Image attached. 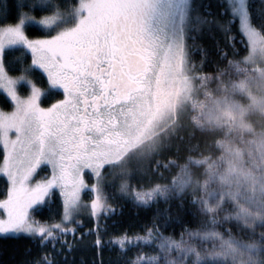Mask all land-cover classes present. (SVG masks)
Listing matches in <instances>:
<instances>
[{
  "label": "snow or ice",
  "instance_id": "1",
  "mask_svg": "<svg viewBox=\"0 0 264 264\" xmlns=\"http://www.w3.org/2000/svg\"><path fill=\"white\" fill-rule=\"evenodd\" d=\"M73 3L76 20L71 27L55 36L30 40L23 30L25 23L31 22L32 31H38L39 26L49 27L54 17L35 18L43 8L39 0H14L13 4L0 0V52L6 45L28 49L32 70L46 83L44 88L30 87L28 95H22L17 85L0 83L10 99V110L0 109V176L5 178L0 188V237H25L42 246L59 244L57 251L66 264L65 253L75 249L77 232L81 242L94 235L92 246L98 251L105 244L107 226L101 231L99 221L105 210L115 212L109 205V184L99 178L98 157L113 142V129L120 122L117 109L131 99L133 86L142 84L157 62L166 66L177 56L191 61L197 52L206 59L204 40L216 33L233 36L235 29L242 39L255 36L250 0ZM260 12L264 13V7ZM259 32L264 35V28ZM50 90H56L58 98L42 106ZM116 191L131 194L137 207L152 211L142 226L144 235L110 238L121 246L134 239L151 247V253L138 252L125 264H162L175 251L173 233H167L173 222L171 205L166 203L162 213L161 201L153 198L152 191L123 186ZM85 212L96 223L87 232L81 231L84 225L78 219ZM31 264L58 261L45 255Z\"/></svg>",
  "mask_w": 264,
  "mask_h": 264
},
{
  "label": "trees",
  "instance_id": "2",
  "mask_svg": "<svg viewBox=\"0 0 264 264\" xmlns=\"http://www.w3.org/2000/svg\"><path fill=\"white\" fill-rule=\"evenodd\" d=\"M44 1L39 0L43 8L35 13L37 18L58 14L64 17V21L66 15L75 8L73 0H47L46 3ZM211 2L215 4L216 0ZM9 3L13 4L14 0H9ZM250 3L254 27L258 30L264 28V13L260 12L264 5L261 0H250ZM26 28L31 38L53 34L43 27L32 31V23ZM233 33V36L216 33L205 38L207 58L202 60V54L197 52L191 61L188 60L198 92L188 109L187 121L181 123L176 135L166 140L162 153L151 161L155 171H160L157 173V180H150L145 184L138 180L133 184L129 183L125 188L152 191L153 198L161 201L159 208L162 213L166 203L171 205L170 215L173 222L168 225L167 233H173V247L178 249L177 253H181V256L172 258V264H239L228 255L217 256L214 254L215 247L208 244L206 239L197 237L198 234L211 231L220 233L245 249L247 246L253 248V251L245 254L248 258L240 264H264V209H255L252 206L249 212L251 216H247L236 204L233 206L228 195H225L221 205L213 211L205 209V201L210 198L212 191L218 194L230 193L234 192L233 187L245 193L244 197H251L250 200H253L254 187L250 186L252 182L242 172L245 168L252 172L256 169L260 172L256 176L264 175V154L260 146V150L256 148V143L261 142V137L264 139V107L251 104L245 88L247 78L256 72L257 68L243 62L249 53L248 41L246 38L242 39L235 29ZM218 49L225 51L227 55L221 56ZM31 59L28 51L23 48L4 50V66L11 76L24 75L31 80L37 78V81L34 79L36 83L44 88L46 83L38 72L32 70ZM20 88V93L26 94L27 86L24 83ZM262 96L264 97V94ZM208 97L222 98L225 102L234 101L242 106V124H246L247 129L237 126L238 122L234 118L223 121L220 125L195 124L193 116L197 109L193 110L192 106L196 105L197 101L205 102ZM57 98V91L50 90L42 103L44 106L50 105ZM0 108L10 110V99L3 92H0ZM248 142H255L254 149L247 147ZM228 145L231 149L238 150L235 155L237 159L233 160L238 166L236 168H231L225 159V149ZM182 171V174L188 173L186 186L182 184ZM238 172L241 174L237 176ZM233 177L235 181H225L226 178ZM261 180H264V177ZM4 183L5 178L0 176V188ZM262 183L264 184V181ZM248 187L251 188V194L247 191ZM137 203L131 194H120L110 205L115 214L105 210L99 221L101 231L107 226L102 250L98 251L92 246L94 235L86 236L81 242L80 232H77L75 249L71 253H65L68 264H125V261L135 259L138 252L151 253V247H146L144 241L137 243L133 239L131 243L121 246L119 241L110 239L125 233L130 238L144 235L142 226L149 220L152 211L137 207ZM56 212L58 208L54 205L52 213ZM55 219L58 220L59 217L56 216ZM161 219L163 220V215ZM177 220L179 222H175ZM85 223L87 224H83L81 229L83 232L96 227L95 221ZM68 239L72 241L73 237L69 235ZM59 247V244L53 247L51 243L42 246L37 241L25 237H0V264H31L45 255L54 256L58 264H66L64 255L57 251ZM168 257H172V253L165 256L162 264H168Z\"/></svg>",
  "mask_w": 264,
  "mask_h": 264
},
{
  "label": "rangeland",
  "instance_id": "3",
  "mask_svg": "<svg viewBox=\"0 0 264 264\" xmlns=\"http://www.w3.org/2000/svg\"><path fill=\"white\" fill-rule=\"evenodd\" d=\"M46 2L47 0L44 1V3ZM74 11L75 8L70 14L66 15L64 21V17L58 14L42 16V18L54 17L52 24L46 28L49 32H53V34L48 36H55L58 31L71 27L76 20ZM28 24H31V22L25 23L23 26V30L28 39L35 40L46 37H29L26 28ZM39 27L42 28V26ZM251 30L255 32V36L251 40L246 39L249 45V53L245 56L243 62L249 66L252 65L256 67L257 71L251 73L250 77L247 78V86L245 88L250 97V103L263 108L264 69L262 67H264V36L260 34L259 30L256 29L254 25ZM11 48H23V50L28 51V49L20 44L6 45L4 47L3 52H0V83H3L5 86L9 84L17 85L19 92H21L20 86L24 83L27 86V91L26 94H21L28 95L30 87L39 86L36 83L37 78H34L36 79L35 81L34 79L31 80L24 77V75L11 76L6 71L3 62V54L5 49ZM189 65L188 60H181L179 56L166 66L156 63L151 81L146 82L149 84V86L146 87L147 90H145V92L137 98V101H134L131 107L128 108L129 116L126 122L122 120L118 125V129L125 132L120 134L122 140H117V138H115L110 146L102 150L100 154L102 172L99 178L101 181H106L109 184V205H112L120 195V193L116 191L117 187L123 186L126 188L129 186V183L133 184L138 180L142 184L150 180H157V173H160V171H158V169L155 171L151 161L156 158V155L162 153V149H164L166 145V140L176 135L177 128L179 126L181 127V123L187 121L188 109L198 92V88L195 84L196 79L192 75ZM163 67L164 69L162 71L161 68ZM161 71L162 73L160 74ZM0 92H3V90H0ZM141 93L142 90L140 91V94ZM134 96H136V94ZM42 106H44L43 103ZM47 106L49 105L45 107ZM192 108L193 110L197 109L194 111L195 113L193 116L194 123L197 125H220L223 124V121L234 118L238 122L237 126L243 127L244 130L247 129L246 124H242L241 119L243 107L239 106L234 101L225 102L222 98L208 97L205 102L197 101L196 105H193ZM229 145L226 146L225 149V159L229 162L231 168H236L238 166L234 164L233 160L237 159L235 155L238 153V150L231 149ZM254 145L255 142H248L247 147L254 149ZM259 146L261 152L264 154V139L262 137L261 142L256 143V148L258 150H260ZM103 156H105L104 159ZM241 172H238L236 175L238 176ZM182 173L183 171L181 172V176H184L182 184L186 186L189 180V177H187L188 173ZM242 173L252 182L250 186L254 187L252 192L255 193V195H252L253 200H250L251 197H244L245 193L234 187V192L230 193L218 194L212 191L210 193V198L205 201V209L207 211H213L216 207L220 206L225 195H228L233 206L236 204V207L240 208L242 213H247V216L250 215L249 212L252 206H254L255 209H264L262 207L264 206V197H262L264 194V184L262 182L264 180H261L264 175L256 176L259 175L260 172L256 169L255 172H252L248 168H245ZM214 177L215 176H212V178ZM225 181L233 182L235 181V177L232 179L226 178ZM88 182H92L90 178ZM247 191L249 194L252 193L250 187L247 188ZM84 198L87 201L88 195ZM78 219L82 224L95 221V218L89 217L88 212H85L83 216ZM246 222L248 221L246 220ZM69 226L71 227V225ZM197 237L203 240L206 239L208 244L215 247L214 254L217 256L228 255L234 258L239 264L248 258L245 254L253 251L251 246H247L246 249L248 250H246L237 243L235 244L233 240L227 237L224 238L220 233L215 231L203 232L198 234ZM177 250L178 249L175 248V251L172 252V257H168V261H172L173 257L176 258L181 256V253L176 252ZM188 254H190V252Z\"/></svg>",
  "mask_w": 264,
  "mask_h": 264
},
{
  "label": "flooded vegetation",
  "instance_id": "4",
  "mask_svg": "<svg viewBox=\"0 0 264 264\" xmlns=\"http://www.w3.org/2000/svg\"><path fill=\"white\" fill-rule=\"evenodd\" d=\"M158 63V62H157ZM155 64L153 65L152 67V70L150 73H148L147 75V78L143 80L142 84H136L133 86L132 88V91H131V99L128 100L125 104H123L122 106H120L118 109H117V116L119 118V121H122L123 122H126V120L128 119V116H129V113H128V108L131 107L132 103L134 101H137V98L140 97L143 92H145V90H147V86H149L148 83H146L147 81L150 82L151 81V76L153 74V70L155 69ZM164 67L162 68V71H163ZM162 71L160 72V74L162 73ZM159 78V77H158ZM142 90V93L140 94V91ZM136 94V96H134ZM120 123V122H119ZM127 124V123H126ZM113 132H114V136H113V139L117 138V140H122V137L120 134H123L125 133L124 131L122 132L121 130L118 129V126L117 128L113 129ZM105 156H103V159H104ZM98 160H99V164H100V161H101V157L99 155L98 157Z\"/></svg>",
  "mask_w": 264,
  "mask_h": 264
}]
</instances>
